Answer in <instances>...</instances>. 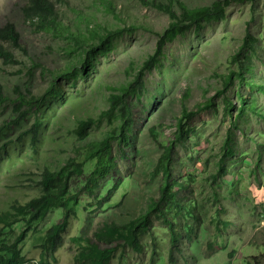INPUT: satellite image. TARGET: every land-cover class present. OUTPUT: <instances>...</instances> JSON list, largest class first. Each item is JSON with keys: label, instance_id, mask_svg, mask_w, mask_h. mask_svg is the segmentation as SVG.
<instances>
[{"label": "rangeland", "instance_id": "374dc122", "mask_svg": "<svg viewBox=\"0 0 264 264\" xmlns=\"http://www.w3.org/2000/svg\"><path fill=\"white\" fill-rule=\"evenodd\" d=\"M28 1L0 0V27L15 25L24 47L12 50L15 64L0 59V83L7 96L0 102V127L13 119L19 92L30 89L39 101L34 117L0 134V212L41 195L44 168L58 170L76 155L77 148L98 145L108 134H115L109 150L114 163L95 196L81 186L91 168L85 166L75 178L71 189L80 190L76 215L71 216L61 247L47 258L50 264L74 263L82 243L73 238L97 243L94 234L105 224H126L143 217L148 220L140 237L142 253L119 242H98L101 248L118 244L109 264H264V114L260 117L249 107L255 105L264 113V0L233 3L226 8L225 18L192 26L167 43L159 62L144 73L143 106L135 100V123L128 134H120L118 120L109 123L103 118L84 139L75 133L79 122L99 119L108 110L109 86L134 80L155 53V33L163 32L171 19L138 0H54L64 28L60 35L24 16ZM175 1L179 12L177 1L195 9L221 0ZM132 25L138 29L115 37L91 62L78 56L80 49L69 37V33L88 37L90 29L102 33ZM249 33L254 44L237 61ZM244 54L253 67V73L246 74L252 84H239L235 78L225 95L218 96L223 76L244 68ZM70 61L78 62L79 71L65 74L61 69ZM224 97L234 104L229 116ZM208 103L210 108L199 109ZM184 108L193 114L181 121ZM36 121L42 128L33 147L31 136L19 137ZM165 151H169L164 162L170 167L175 197L159 203L166 174L156 173L155 168ZM117 182L118 189L99 207L100 197L107 196ZM154 204L159 205L158 212ZM62 216L63 210H52L37 225L38 233H46ZM162 216L170 225L163 223ZM18 227L22 223L15 226L17 232ZM172 232L178 244L172 243ZM39 234H30L24 241L23 264H41Z\"/></svg>", "mask_w": 264, "mask_h": 264}, {"label": "trees", "instance_id": "16d2710c", "mask_svg": "<svg viewBox=\"0 0 264 264\" xmlns=\"http://www.w3.org/2000/svg\"><path fill=\"white\" fill-rule=\"evenodd\" d=\"M138 1L144 6L168 14L171 19L170 23L163 32L159 34L155 33L158 36L155 53L150 55L143 63L135 74L134 80L120 87L109 86L111 93L108 97V110L104 111L99 116V119L89 118L79 122L78 127L75 129V133L79 139H84L87 136L88 130L98 122H101L103 118L109 119V123L118 120L119 127L121 128L120 134H122L123 137L126 136L135 123V102L137 101L139 104H143L142 97L146 90L145 83L142 82L144 73L159 62V57L164 55V46L177 36L184 35L192 26L199 28L206 22L225 18L226 8L231 4L253 0H221L214 2L211 6L195 9H188L184 3L177 1L180 7L179 12L174 8L175 0H166V2L163 0ZM56 4L54 0H29L23 13L26 18L28 17L30 20L34 18L39 21V27L41 26L48 31H59L58 33L63 35L64 28H60V14ZM137 29L138 27L134 25L120 27L112 31L106 30L102 33L97 31V29H90L88 30V37L75 36L70 33L69 37L76 42L75 47L80 49V51H78V56L83 58V61L91 62V57H93L95 53H101L104 49L108 48L115 37L124 33H132ZM67 37L68 36H66V39ZM254 41L253 36L249 33L241 47L240 54L235 57L237 61H240L243 51L246 48L250 49L253 46ZM20 43L21 36L15 25L5 24L0 27V59H2L5 64L16 63L17 59L12 50L16 47H21V49L24 50V47H22ZM249 60V57L244 54V68L239 71H230L223 76L224 87L218 92V96L225 95V92L232 86L235 78L239 81V84H252L251 79H247L246 77V74L253 73L252 65L247 63ZM77 65L78 62L70 61L69 65H66L61 71L65 74L75 71L78 72ZM29 92L30 89H26V93L19 92L20 94L16 98L15 103H13L15 115L13 119L5 121L0 127V134L11 132L12 128L10 127L15 125L20 126L24 120H28V117H34V114H37L38 110H35V108L38 107V96L29 94ZM6 98L7 96L0 83V102L2 103ZM239 99L244 105L246 104L242 94L239 95ZM211 106V103H208L201 106L199 109L206 110ZM249 107L260 117L264 114L263 111L258 109L255 105L250 104ZM233 108V102L229 98L224 97L225 114H231ZM192 114L193 112L184 108L181 121L186 120ZM41 128L39 121H36L29 129L21 131L20 134L22 135L19 137V140L29 135L31 136V145L36 147ZM114 137L115 134H108L98 145H86L77 148L75 150L76 155H71L68 161L58 170L44 168L42 180L40 181L42 185L41 195L32 198L24 204L15 203L11 205L10 209L0 212V252H6L5 254H0V264L25 263L21 251L24 241L30 234H39L37 225L40 221H43L52 210L61 209L63 210L61 221L57 224H53L43 235H38V240L40 242L39 246L41 245L43 248L41 264H50L48 259L53 257L61 247L63 234L69 227L72 219L71 216L76 215L74 207L79 204L80 190L74 191L71 189L73 184L76 183L74 182L75 178L83 173V168L85 166L91 168L89 178L84 182L85 184L83 183L81 186L84 185L82 190L95 196L94 194L99 188L100 180L105 179V172L110 170L114 163V159L109 152ZM229 150L231 151L230 148ZM168 155L169 151H165L155 168L156 173H158L159 170H163L166 174L164 183L160 187L162 195L159 203L169 202L175 197L170 187V167L169 164L164 162L168 159ZM118 185L119 182L107 191V196L104 195L100 197L98 201L99 207H102L109 201V198H111L113 193L118 189ZM158 206L159 205L154 204L153 210L158 212ZM161 213L162 211H160V215H162ZM162 218L164 224L170 225V222L164 218V216H162ZM147 220V217H143L140 221H131L126 224H105L94 234L97 243H93L91 239L82 236L79 239L73 238L72 241H79L82 243V247L79 249V253L76 255L73 264H109L113 255L118 250V244L129 246L133 251L142 253L144 245L141 244L140 237L146 232V226H144V224ZM20 223H22V228L18 227L20 231L18 230L17 232L15 226ZM170 229L172 230V227H170ZM100 241H107L108 244L112 242L119 243L117 245L101 248L98 244ZM171 241L173 244H178V238L173 235V232ZM154 254L153 252V255Z\"/></svg>", "mask_w": 264, "mask_h": 264}]
</instances>
